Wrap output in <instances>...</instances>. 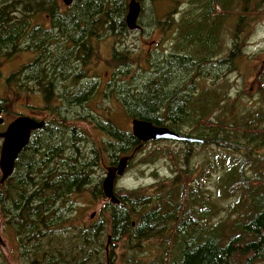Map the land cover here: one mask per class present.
I'll list each match as a JSON object with an SVG mask.
<instances>
[{"label":"trees","instance_id":"obj_1","mask_svg":"<svg viewBox=\"0 0 264 264\" xmlns=\"http://www.w3.org/2000/svg\"><path fill=\"white\" fill-rule=\"evenodd\" d=\"M189 4L175 22L169 15L155 20L159 31L172 34V52L164 60L148 59L151 70H144L131 52L115 48L111 64L116 68L111 77L124 79L126 88L112 89L111 95L104 90L106 98L114 99L117 105L107 113L100 111L103 121L93 109H88L93 121L88 120L83 111L89 112L80 108L85 102L77 109L78 121L93 124L94 131L103 133L98 138L100 147H82L80 142L87 134L78 127L77 143L68 151L61 150L58 157H50L42 180L35 136L20 153L13 174L3 186L0 184V220L4 219V226L15 233L29 264H114L112 256L117 249L143 252L156 244L162 252L155 254L149 264H264V177L256 172L250 178L245 171L264 170V157L256 153V147L264 149V126H255L250 119L247 123L245 117L238 119L234 114L231 122H224L223 116L212 119L214 111L217 114L218 93L206 90L204 99L196 88L197 80L207 75L215 80L220 78V71L235 66L243 42L241 32L249 27L244 19H253L258 12L250 9L248 0H197ZM66 9L61 0H0V55L23 49L38 53L36 60L23 69L30 72L28 78L32 81L42 57L50 54L52 39L61 41L62 51L53 52L61 57L54 59L58 65L65 66L75 57L78 63L87 65L99 59L96 50L100 40L130 31L125 19L128 0H73ZM232 13L239 19L232 48L223 58L220 31ZM43 20L51 26L43 27ZM209 66L211 74L206 72ZM139 72H152L142 90L134 83ZM88 97L78 92V103ZM118 108H123L131 119L168 127L203 140L205 147L214 145L227 151L225 176L216 180L220 198H204V190L194 179L195 169L188 164L191 154H185L183 164H176L177 155L172 153L175 175L169 184L158 185L152 195L141 190L120 191V203L110 202L103 207L99 222L81 224L77 203L68 200L88 191L93 168L106 166L110 159L114 165L116 159L132 155L143 145L112 119ZM260 120H264V113ZM186 128L193 132H185ZM231 154L241 156L235 159ZM144 161L151 163L154 158L149 156ZM213 167L216 169L214 163ZM95 188L93 195L103 196ZM237 194L235 202L222 207L225 198ZM107 227V243L112 251L105 258L102 237ZM127 262L140 264V256H127ZM0 264H8L3 255Z\"/></svg>","mask_w":264,"mask_h":264},{"label":"rangeland","instance_id":"obj_2","mask_svg":"<svg viewBox=\"0 0 264 264\" xmlns=\"http://www.w3.org/2000/svg\"><path fill=\"white\" fill-rule=\"evenodd\" d=\"M63 3V1L61 0ZM190 3L197 2V0H179L176 3H172L168 0H139V3L142 7L141 16L138 21L139 29L135 31H129L128 33L123 32L118 34L117 32L111 37H107L105 40H100L97 43V56L99 59L95 58L89 61V65L93 66L94 71L98 74L100 79H103L104 84L110 80V86L108 87V93L111 95V90L117 88L125 90V80L121 77L118 80H111V74L115 70L116 65L111 64L112 55L115 48L123 49L125 51L131 52L133 58L138 61L139 64L143 66V69L148 71L151 70L148 65V59L151 57L159 58L164 60L170 52H172V34H167L166 32L159 31L160 28L155 20H164L168 15L172 17V20L175 22L179 20L182 13L189 9ZM130 0H128V4ZM250 4V9H255L258 12L256 17L249 19L248 17L244 19L245 23L249 24V27L246 31L241 32L242 44L239 48L240 52L239 57L235 66L231 69H226L220 71L218 75L220 78L215 80L212 79L211 75H207L205 78H202L201 81H196L197 89L199 88V93L201 92L202 98L205 99L207 96L206 90L210 93L215 91L219 95V103L216 106V112L211 115V118L215 116H223L224 122H231L233 120L232 115L234 114L238 119L245 117V121L250 119V122H254L255 126H264V120H260L262 114L264 113V0H248ZM240 6V5H239ZM238 6V7H239ZM236 7V6H235ZM237 7V8H238ZM64 11H67L66 6L64 5ZM239 13L242 12V7L238 9ZM128 13V11H127ZM127 15V14H126ZM126 19V17H125ZM238 15L232 13L229 17L227 16L224 20V24L220 31V41H221V57H226L233 44V34L235 32V27L238 23ZM43 27H48L49 23L43 20ZM172 28L173 26H169ZM53 43V42H52ZM26 45H24L25 47ZM23 47V48H24ZM119 52V51H118ZM38 57V53L33 51H27L25 49L20 50L11 57L0 56V72L3 73V76H7L9 73L17 74L20 70H23L25 66L33 63ZM77 62V61H76ZM94 63H96L94 65ZM79 66L80 63L77 62ZM83 70L84 69V65ZM212 67H207L208 73H212ZM205 76V72H203ZM108 74V75H106ZM120 75H123L121 73ZM152 72L142 73L139 72L137 75V80L134 82L135 87L145 86L147 81L151 80ZM2 77V76H0ZM15 83H17L20 77L14 78ZM118 82L121 84L119 85ZM21 89L29 90L27 87L24 88L23 85ZM100 89V88H99ZM2 86L0 87V91ZM140 90V91H141ZM91 96L88 97V100L96 99L100 96V93L96 89H91ZM120 91V90H119ZM117 97L121 95L116 91ZM28 96L29 98H26ZM96 96V97H95ZM83 99V96L80 97ZM26 99L39 108L40 100L39 95L31 91V94L28 95L27 92L22 93L18 102H24ZM79 101V99H78ZM77 103V109L79 106L85 102L84 107L86 108V101H81ZM96 103L93 105V110L96 111L99 121H103L100 111L107 113L113 106H116L117 103L113 99L105 101L96 100ZM110 106V108H109ZM120 106V105H119ZM106 107V108H105ZM118 107V106H117ZM221 108V112H219ZM87 109V108H86ZM109 109V110H108ZM108 110V111H107ZM123 108L116 109L115 112L111 115L112 119L117 123L119 128L123 131L132 132V119L125 114ZM214 110V109H213ZM87 112H89L87 110ZM219 112V113H218ZM104 113V114H105ZM83 114H86L83 111ZM110 118V114H109ZM253 120V121H251ZM77 127L81 128L87 134L88 141L84 143L86 148H90V145L96 144L100 147L98 138L101 137V132L92 131L88 132V127L85 122L75 120ZM248 123V120L246 121ZM85 123V124H84ZM185 132H193L191 129H184ZM188 137V136H187ZM194 137V136H193ZM258 156L264 157V149L256 147ZM177 155L176 164H183L185 154H191L188 164L195 169L194 179L199 183L201 189L204 190V198L209 197L210 200H215L217 197L220 198V191H218V186L216 185V180L222 176V179L225 176L224 167L229 163L225 160V157L229 154L223 148L216 147L214 145L204 146L203 144H191L190 146L186 145L185 142H175V141H151L143 144L137 149L134 157L129 162V166L122 177L118 179L115 184V191L120 194V191H129V190H141L142 192H147L149 194H154L156 187L162 183L169 184V180L174 177V164H173V155ZM254 153V154H256ZM152 156L154 161L147 163L144 161L147 157ZM241 155L231 154V158H239ZM116 156L113 157V160ZM119 158V157H118ZM111 161V159L109 160ZM119 160L116 159V162ZM213 163L216 166V169L213 167ZM223 166V167H222ZM105 167V166H104ZM97 167L95 180H102L105 178V168ZM247 176L250 178L255 177L256 172L263 173L264 170L259 168L257 171H248L245 170ZM94 172V171H93ZM1 179V172H0ZM239 198V194L231 198H225L221 205L225 207L227 204L235 202ZM78 204L75 206L77 210V220L83 224H94L99 222L102 218V210L104 206L103 201H96L91 199V194L86 192L79 196ZM222 214V213H221ZM5 220H0L1 228V243L4 244V248L0 247V258L3 255L7 258L8 261H16L8 254V248L11 253H14L17 250V246L14 240V235L12 230L5 228ZM109 233V227L104 232L103 235V249L105 250V258L112 251V245L107 243V236ZM13 235V237L11 236ZM160 247L158 244L154 246H149L143 252L127 253L121 249L116 250V255L112 256L114 264H131L127 262V256L139 255L140 264H149L151 259L155 254L161 253ZM15 257V253L14 256ZM105 263H107L105 259Z\"/></svg>","mask_w":264,"mask_h":264},{"label":"flooded vegetation","instance_id":"obj_3","mask_svg":"<svg viewBox=\"0 0 264 264\" xmlns=\"http://www.w3.org/2000/svg\"><path fill=\"white\" fill-rule=\"evenodd\" d=\"M49 26H51V24H49ZM12 55H14V53L7 52L0 56L11 57ZM60 58V56H53L52 61L44 60L43 56L41 62L38 65V72L37 74H34L36 75L35 80L32 81L29 79L30 72L27 70H20L17 74L9 73L7 76H3V73L0 72V76H2L0 77V87L2 86V90L0 91V120H2L0 122V134L4 133L8 126L20 117H29L42 123L41 129L32 131L30 140L28 142L29 144L35 136L38 138V152L41 158L42 180L45 177L46 168L49 165V159L58 157L61 150L68 151L69 146L77 143L75 136L76 130L78 128L77 123L75 122L77 119L78 103L77 85L80 84L81 87H85L89 90L96 89L99 91V93H101L96 99L94 98L88 101L86 100L87 110H91L94 104H98L96 103V100L102 99L106 103L107 100H109L106 98L104 90L108 89L110 86V80L104 84L103 79H100L98 74L94 71L93 66L89 64L84 65L85 70L81 69L83 66L80 68L75 60L68 61L69 63L65 66H61L62 64L58 65V60L54 61V59ZM63 68L65 69L64 71ZM16 77H20L17 83H15L17 80L14 79ZM111 80L114 82L112 77ZM21 85H23L24 88L27 87L29 90L25 91L24 89H21ZM31 91H34L39 95V108L32 105L28 99H26L24 102L17 101V98H19L22 93L27 92V94L30 95ZM26 98L29 97L26 96ZM86 124L88 127V122ZM92 131H94L93 125H90V127H88V132ZM97 131L101 132L100 130ZM102 135L103 133L101 132V136ZM3 141V138L0 137V153ZM86 141H88V138L81 140L80 143L82 147H84L83 145ZM52 148H54V150H52ZM117 163L112 165L111 162L108 161L104 167L105 175L107 174L106 168L110 166H116ZM96 169L97 167L93 168L94 172L91 177L92 183L88 187L87 192L91 194L92 201H103V207H106L110 201L103 194L102 185L105 178L102 180V182L100 180H95ZM119 178V176L116 178L115 184ZM44 186L45 184L41 183V187ZM95 187L101 190L103 196L99 195L95 197L93 195V190ZM81 195H73L68 201L78 204V199ZM115 196L117 198L119 197L118 192L116 191ZM12 233L14 237L13 235L11 236L15 240L17 250L14 252L15 257H13L14 253H11L9 248L8 254L11 255V257L16 261H8L6 258L8 264H29L28 257L23 255V252H21L19 248V242L16 239L15 233L13 231ZM1 241L2 240L0 236V247L3 249L4 244H2Z\"/></svg>","mask_w":264,"mask_h":264},{"label":"water","instance_id":"obj_4","mask_svg":"<svg viewBox=\"0 0 264 264\" xmlns=\"http://www.w3.org/2000/svg\"><path fill=\"white\" fill-rule=\"evenodd\" d=\"M62 1L67 7L71 6L73 3V0ZM141 10L142 7L139 0H130L128 4V13L126 15V25L130 31L139 29L138 21L141 16ZM1 121L2 120H0V122ZM41 128L42 123L29 117H20L11 123L4 133L0 134V137L4 140L0 153L1 185L13 174L15 163L20 153L28 144L32 131ZM131 133L141 144L151 141H175L191 144L205 143L203 140L176 133L168 127H158L151 122L136 118L132 119ZM134 154L135 153L130 156H123L119 159L116 166L106 168L107 174L103 181L102 189L104 196L113 204L120 203L119 199L115 196L114 190L116 178L124 175Z\"/></svg>","mask_w":264,"mask_h":264},{"label":"bare ground","instance_id":"obj_5","mask_svg":"<svg viewBox=\"0 0 264 264\" xmlns=\"http://www.w3.org/2000/svg\"><path fill=\"white\" fill-rule=\"evenodd\" d=\"M142 11V10H141ZM53 42V43H52ZM50 44H49V48H50V50H49V52H50V54H47V55H45L44 56V60H52V57L53 56H57L56 54H54L53 52H61L62 50H61V48H62V46L60 45L61 44V41L60 40H57V39H52V41L51 42H49ZM68 45V44H67ZM50 57V58H49ZM75 61L77 60L76 59V57H75V59H74ZM53 61V60H52ZM41 62V61H40ZM39 62V63H40ZM81 64V63H80ZM82 67V64H81V66H80V68ZM81 69H83V67L81 68ZM78 92H80V93H86V94H88L89 96H91V89L89 90V89H86L85 87H81V85L80 84H78L77 85V96H78ZM81 108V107H80ZM85 108V107H84ZM88 116H89V119L88 120H91V121H93V113H91V112H89V113H86ZM90 124V123H89ZM90 125H93V124H90ZM84 146V145H83ZM85 147V146H84ZM123 157V156H122ZM122 157H120V158H122ZM119 158V159H120ZM76 175V174H75ZM72 176V175H71ZM74 180V179H73ZM68 185V184H67ZM31 209V208H30ZM29 228V227H28Z\"/></svg>","mask_w":264,"mask_h":264}]
</instances>
